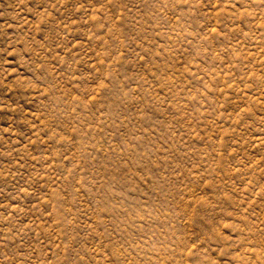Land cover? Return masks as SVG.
<instances>
[{
	"label": "rangeland",
	"instance_id": "obj_1",
	"mask_svg": "<svg viewBox=\"0 0 264 264\" xmlns=\"http://www.w3.org/2000/svg\"><path fill=\"white\" fill-rule=\"evenodd\" d=\"M0 264H264V0H0Z\"/></svg>",
	"mask_w": 264,
	"mask_h": 264
}]
</instances>
